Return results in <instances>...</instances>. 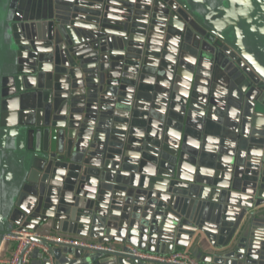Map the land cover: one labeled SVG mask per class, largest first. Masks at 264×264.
Returning <instances> with one entry per match:
<instances>
[{"label":"water","instance_id":"obj_1","mask_svg":"<svg viewBox=\"0 0 264 264\" xmlns=\"http://www.w3.org/2000/svg\"><path fill=\"white\" fill-rule=\"evenodd\" d=\"M29 264H264V0H0V245Z\"/></svg>","mask_w":264,"mask_h":264},{"label":"built area","instance_id":"obj_2","mask_svg":"<svg viewBox=\"0 0 264 264\" xmlns=\"http://www.w3.org/2000/svg\"><path fill=\"white\" fill-rule=\"evenodd\" d=\"M32 239H41L48 243L50 242L60 246H71L95 252H114L110 244L91 242L85 238L61 235L53 232L42 234L40 232L18 233L13 231L12 236H8L3 239V243L14 240L16 241V245L8 258L0 257V264H29L31 260V254L35 249H39L44 253H47L48 250L46 247L34 242ZM125 248H127V250L130 252V255L156 264H212L196 260L188 253L187 250L173 252L170 255L160 256L157 254L145 253L130 246H125Z\"/></svg>","mask_w":264,"mask_h":264},{"label":"crops","instance_id":"obj_3","mask_svg":"<svg viewBox=\"0 0 264 264\" xmlns=\"http://www.w3.org/2000/svg\"><path fill=\"white\" fill-rule=\"evenodd\" d=\"M15 245H16V241L14 240H10L4 243L2 242L0 245V257L8 258L11 255L12 250L14 249ZM182 250H187V249L178 248L174 252H178Z\"/></svg>","mask_w":264,"mask_h":264}]
</instances>
